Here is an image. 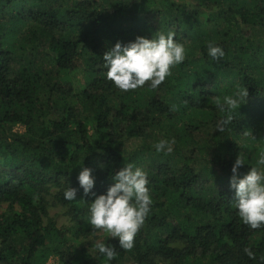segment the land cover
I'll return each instance as SVG.
<instances>
[{
    "label": "trees",
    "instance_id": "trees-1",
    "mask_svg": "<svg viewBox=\"0 0 264 264\" xmlns=\"http://www.w3.org/2000/svg\"><path fill=\"white\" fill-rule=\"evenodd\" d=\"M169 31L186 59L158 89L121 92L105 78L115 43ZM79 69L84 87L68 80ZM239 87L246 103L217 132L215 101ZM173 138L170 154L155 151ZM261 153L264 0H0V264H109L98 240L115 248L111 264H264V227L244 224L230 187L237 156L242 177ZM129 163L147 172L152 205L123 250L88 223L93 198L77 177L92 169L104 194Z\"/></svg>",
    "mask_w": 264,
    "mask_h": 264
},
{
    "label": "clouds",
    "instance_id": "clouds-1",
    "mask_svg": "<svg viewBox=\"0 0 264 264\" xmlns=\"http://www.w3.org/2000/svg\"><path fill=\"white\" fill-rule=\"evenodd\" d=\"M174 37L175 33L169 31L152 38L137 36L127 44L115 43L102 57L106 69L105 78L121 92L143 88L145 85L152 90L158 89L172 76L173 69L186 59L185 46ZM207 55L220 61L225 51L209 43ZM248 95L247 88L239 87L232 95L225 96L223 103L215 101L216 109L223 114L216 123L217 132L226 131L235 118L236 110L246 103ZM173 144L174 138L161 139L153 147L157 153L170 154ZM243 165L245 159L239 154L231 168L230 187L234 190L238 216L251 229H258L264 227V153L260 154L256 166L250 167L241 177L239 169ZM77 180L84 196L93 198L88 203V223L92 229L118 238L123 250L132 249L135 237L151 211L152 197L147 172L133 164H126L112 176L114 183L104 194L94 191L96 177L92 169L82 168ZM76 198V188L68 187L64 191L65 200L76 201ZM95 248L109 264L116 258V250L111 245L98 240ZM245 252L252 255L249 249H245Z\"/></svg>",
    "mask_w": 264,
    "mask_h": 264
},
{
    "label": "rangeland",
    "instance_id": "rangeland-1",
    "mask_svg": "<svg viewBox=\"0 0 264 264\" xmlns=\"http://www.w3.org/2000/svg\"><path fill=\"white\" fill-rule=\"evenodd\" d=\"M68 80H72L74 83H76L78 87H84L85 85V81L83 79V75L80 69L72 71L68 76ZM16 130L22 132L24 131V128L17 127ZM5 207L6 205H4V208ZM49 216L52 217L56 221L58 226H65L69 224L70 222L69 216L66 212V208L60 205L51 204L49 208ZM56 262H57V257H52L50 258L48 264H56Z\"/></svg>",
    "mask_w": 264,
    "mask_h": 264
}]
</instances>
